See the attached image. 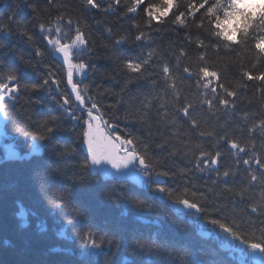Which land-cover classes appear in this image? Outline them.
<instances>
[{
    "label": "trees",
    "instance_id": "1",
    "mask_svg": "<svg viewBox=\"0 0 264 264\" xmlns=\"http://www.w3.org/2000/svg\"><path fill=\"white\" fill-rule=\"evenodd\" d=\"M97 2L100 9L87 7L83 0H54V4L69 6L67 10L81 19V28L92 48L90 53L74 57L75 63L89 65L79 78L73 76V82L82 89L87 86L89 91L85 95L92 97L81 105L67 83V65L50 50L39 30V23L51 24L57 8L49 6L47 0H0V72L6 75L14 70L21 83L18 98L9 102L8 116L3 117L6 141L20 158L6 159V148L0 146V264H105L108 260L119 264L124 255L138 260V256L131 255L133 240L149 236L158 238L160 243L158 249L145 253L150 264H242L243 257L251 262L252 249L209 221L216 218L230 225L235 221L250 239L253 233L255 238H260L264 230L261 225L264 216L250 210L251 204L262 203L260 192L264 188L254 184L244 200L225 191L238 190L247 184L250 173L260 175L262 171L255 163L254 154L264 163V147H261L264 131L257 127L255 133H250L249 129L264 120V91H261L264 81L248 80L243 73L255 76L264 72V59L257 56L251 42L247 50L234 44L236 51L224 49L223 44L228 42L210 37L206 20L203 29L197 28L191 17L187 18V27L173 23L175 4L166 17L157 19L158 13L154 12L149 25V17L143 10L145 5L159 6L162 0H144L134 12L127 10L133 6V0H120L119 5L112 0ZM189 2L198 4L200 0H180L181 10ZM248 8L256 19L264 10V0ZM109 28L111 34L107 32ZM24 31L33 36L32 41L22 34ZM141 32L144 38L137 41L135 37ZM122 37L125 39L116 45L115 41ZM198 38L204 41V48L199 47ZM214 41L221 45L219 52L210 46ZM36 49L44 55L38 56ZM181 49L185 56H180ZM202 52L206 53L204 61L198 60ZM148 59L142 77L124 67L127 60ZM165 65L176 80L178 100L173 98L174 90L163 73ZM205 65L217 72L219 80L198 73L199 67ZM184 67L192 74L183 72ZM49 68L59 87L50 81L48 86L33 90L32 85L47 78ZM126 81L130 82L125 88ZM219 83L235 91L236 97H228ZM64 96L76 108L70 110L79 119L73 120L61 107ZM222 99L229 100L227 107L220 103ZM205 100L212 102L211 107ZM93 102L109 121L108 128H116L115 135L143 141L149 146V159L160 161L157 170L174 174L162 176L164 187L176 196L187 189L188 197L199 201L204 211L194 213L195 210L174 203L165 194H156L154 175L146 190L131 180L103 178L91 169L81 168L86 156L82 134L88 117L87 111L78 107L87 109ZM185 102L193 105L190 114L198 121L196 129L191 128L188 118L179 111ZM161 104L165 107L160 108ZM164 111L167 117L163 116ZM44 122L56 131L50 139L38 142L44 148L33 152L31 137L18 129L23 124L29 131H40ZM200 132L205 135L201 136ZM223 136L246 146L245 152L231 149L221 139ZM165 140L164 149L156 146ZM65 149L72 155L62 157ZM201 151H219V162L211 164L204 157L200 168L195 167ZM243 160H250V165ZM57 167L58 175L34 174L37 168ZM225 170L231 173L228 177L222 175ZM81 175L87 176L86 185L79 182ZM193 193H204L207 199L193 197ZM57 195L65 197L62 209L53 207L52 200ZM110 196L118 198L110 199ZM136 198L146 200L151 207H137ZM73 209L81 210L82 215L70 225L67 221L72 219ZM186 211L189 214L183 215ZM89 230L96 234L97 240L105 232L119 231L124 236L123 244L119 250L115 246L109 250L105 244V254L91 255L82 245V238Z\"/></svg>",
    "mask_w": 264,
    "mask_h": 264
},
{
    "label": "snow or ice",
    "instance_id": "2",
    "mask_svg": "<svg viewBox=\"0 0 264 264\" xmlns=\"http://www.w3.org/2000/svg\"><path fill=\"white\" fill-rule=\"evenodd\" d=\"M84 4L91 9H100L101 4L97 0H83ZM112 3L115 5L120 4V0H112ZM47 4L52 7L57 8V15L52 20L51 24L47 25L44 22L39 23V30L44 34V38L47 41V44L50 46V50L54 54H58L62 57L63 62L67 65V83L71 85L72 93L75 94V99L79 101L81 105H84L86 99H92L91 96H86L85 93L89 91L88 87L85 86L83 89L80 87L79 83L73 82L74 69L79 70L80 74H84L88 69L89 65L80 62L73 63L74 55H79L83 52H91L92 48L89 47V40L86 38L85 32L81 28V19L75 17L73 13L69 12L67 5L54 4V0H47ZM142 4L144 0H133V6L129 7L127 10L129 12L136 11ZM175 4L176 11L173 13V23L179 24L181 26L187 27L188 17L192 18V23L197 27L203 29L205 26V20L208 24L209 36L213 38H219V40L226 41L228 43L223 44V48L236 51V48H233L232 45H236L239 48H245L249 46L251 42V48L256 51L257 56L260 59H264V10H261L258 17L254 19V13L249 11L248 0H200V2L193 3L189 2L184 4L183 10H181L180 0H162V4L157 6L153 4H147L144 7V12L149 17V25L151 24V18L153 13H158L156 17H166L169 10ZM108 9H105L107 11ZM201 10L203 12L201 13ZM47 11V9H45ZM197 13H201L197 17ZM49 15L51 13L49 12ZM14 17V14H13ZM39 19V16L37 17ZM86 24V21L84 22ZM63 25V27H62ZM138 27V26H137ZM111 29H107V32L111 34ZM27 37L29 41L33 40V36L28 34L27 31L22 33ZM239 34V39L237 35ZM144 38V33L136 35L135 39L140 41ZM125 38L122 37L115 41L116 45L122 43ZM197 43L200 48H204V41L197 39ZM217 52L221 50V45L219 41H214L211 45ZM36 54L38 56H43L44 52L40 49H36ZM152 53H149V58H151ZM186 53L184 50H180V56H185ZM206 53H199L198 60L204 61ZM150 59L144 60L143 62H137L133 60H127L124 62V67L130 73L139 74L140 77L145 74V65L149 64ZM259 62V61H257ZM177 66H179V57H177ZM183 72L191 75L188 67L183 68ZM163 73L166 77L169 78L170 83L169 87L174 90L173 98L178 100V93L175 91L177 88L176 80L172 77L170 69L168 66L163 67ZM198 73L205 78L213 77L219 80L218 74L216 71H210L208 66H201L198 69ZM244 76L248 80H260L264 81V72H261L259 75H253L250 72H244ZM50 81L56 84L59 87V81L54 77L51 68L47 73V78H45L42 83L32 85L33 90H39L49 85ZM126 81L125 88L127 87ZM210 83V81H209ZM207 86V85H206ZM219 87L224 90L228 97H236L237 93L235 91H229L223 83H219ZM124 89H122L123 91ZM21 91V83L19 77L17 76L14 70H9L5 75L3 72H0V116L7 118L9 102H14ZM215 92V89L212 90ZM261 91H264L262 89ZM70 101L67 96L63 97V103L61 107L64 108L65 113L70 116L73 120L79 119L75 116L72 111L65 107L69 105ZM204 103L208 104L211 107L212 102L210 100H205ZM221 104L227 107L229 105L228 99H222ZM235 107V104L232 105ZM164 104L160 105V108H164ZM193 108L191 103L185 102L184 106L179 109L183 113V116L188 118V122L191 128L196 129L199 127L198 121L193 118L190 114V109ZM87 111V120L84 121L86 124V130L82 134V142L86 145V156L85 159L81 162L80 167L89 170L91 169L97 176L101 173H106L107 168L105 165H111V168L120 171L122 169H135L137 166L140 167V170L151 177L156 175L157 177H166L174 175L169 171L157 170L160 166V161L155 160L151 161L148 154V145L141 140H135L133 138H124L120 135H111L110 130L108 129L109 121L103 118V114L100 113L99 107L96 102H93ZM94 111L96 114H94ZM147 114H145L146 116ZM167 111L163 112V116L167 117ZM125 118H128L126 114ZM143 119V117L141 118ZM175 124V121H172ZM259 127L261 131H264V120H260L258 125H253L249 129L250 133H255L256 128ZM40 131H29L26 125H21V128L18 131H22L25 135L30 136L33 144L32 151L39 152L42 148L45 147L43 142L50 139L51 135L56 131V128L49 126L47 122H44L40 125ZM201 136H204V132L199 133ZM152 133L149 132V136ZM231 149L238 150L239 152H245L246 146H241L235 139H229L227 136L221 137ZM160 149H164L167 146V141H163L156 145ZM255 148V145H252ZM261 147H264L262 143ZM72 155L70 151L65 149L61 154L62 157L66 158ZM221 153L219 151L215 153L209 152H200V157L195 164V167L200 168L201 163L203 162L204 157H207L211 164H217ZM255 163L259 165L261 171L260 175H257L255 172L250 173L248 176V182L246 185L241 186L238 190L233 191L231 188L225 189V191L232 193L233 196L239 198L240 200L246 199V193L250 191L251 187L259 183L262 188H264V163L261 162L259 158L255 157ZM243 163L250 165V160H243ZM36 176H47L53 174H60V168L55 169H42L37 168L34 173ZM229 170L223 171L222 175L228 177L230 175ZM79 182L86 185L89 181L87 176L81 175ZM211 191V189H210ZM155 192L165 194L170 200H173L174 203L183 205L189 210H195V212H203V205L196 199H190L188 197V190L185 189L183 193L179 196H176L175 192L164 187L161 184H157ZM122 195V194H120ZM199 195L201 199H207L204 193H193L192 196L195 197ZM262 203L260 205L251 204L250 210L252 213H256L257 216H264V191L260 192ZM110 199H117L118 196H110ZM135 204L140 208H150L151 205L146 201L139 198L135 199ZM65 197L63 195H57L53 198L52 204L53 207L57 209H62L65 206ZM82 215L81 210L73 209L72 219L67 221L68 224H73L78 222V218ZM211 224L218 226L223 232L229 234L234 240L239 241L240 244L245 245L247 248L252 249L253 251H259L264 253V230L261 232L260 238H255L254 233L252 234V239L249 238V234L244 232L239 225L232 222L229 223L222 221L221 219L212 218L209 221ZM262 229H264V220L261 221ZM110 237V238H109ZM124 241V236L119 231L114 232H105L99 240L96 238V234L89 230L87 231L82 238L83 248L90 250L91 255H101L105 254V244H107L109 250L115 246L117 250L122 246ZM160 247L158 238H153L149 236L145 238H134L131 255L138 256V260L129 259L128 255L122 256L119 264H150L146 259L145 253H150L153 250H156ZM105 264H112L111 260L105 261ZM264 264V261H262Z\"/></svg>",
    "mask_w": 264,
    "mask_h": 264
},
{
    "label": "rangeland",
    "instance_id": "3",
    "mask_svg": "<svg viewBox=\"0 0 264 264\" xmlns=\"http://www.w3.org/2000/svg\"><path fill=\"white\" fill-rule=\"evenodd\" d=\"M57 56L62 59V57L60 55L57 54ZM74 57H75V55H74ZM74 57H73V59H74ZM73 63H74V60H73ZM73 71H74L75 79H77V78H79L81 76L79 70L74 69ZM85 148H86V145H85ZM11 152L8 153V156L12 155L13 152L12 153ZM104 167L107 168V172L106 173H101V174L106 176V177H108V176H118V177L128 178V179H131V180H136L138 178V180L142 181V177H140V175H141L140 171H138L136 168L132 169L131 167H129V169H122L120 171H117L116 169L111 168V165H105Z\"/></svg>",
    "mask_w": 264,
    "mask_h": 264
},
{
    "label": "water",
    "instance_id": "4",
    "mask_svg": "<svg viewBox=\"0 0 264 264\" xmlns=\"http://www.w3.org/2000/svg\"><path fill=\"white\" fill-rule=\"evenodd\" d=\"M3 125H4V120L0 117V137H2L4 135V130H3ZM112 130L114 131L115 128L112 127ZM155 179V183L156 184H164L165 180L163 179V177H157L156 175L154 176ZM258 253V255H262V253H260L259 251H256Z\"/></svg>",
    "mask_w": 264,
    "mask_h": 264
}]
</instances>
